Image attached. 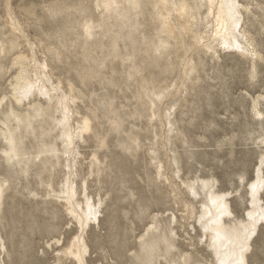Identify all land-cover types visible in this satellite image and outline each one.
<instances>
[{
  "label": "rangeland",
  "instance_id": "374dc122",
  "mask_svg": "<svg viewBox=\"0 0 264 264\" xmlns=\"http://www.w3.org/2000/svg\"><path fill=\"white\" fill-rule=\"evenodd\" d=\"M88 1L0 0V25L9 14L19 21L16 26L22 32L19 50L27 51L30 43L36 58L47 61L56 83L59 82L66 91L70 84L78 90L77 94L75 92L77 104L73 105L75 122H80L81 117L90 119L91 133L79 142L80 156L74 162L76 165L73 164L78 188L85 182L86 193L94 201H102L100 226L91 224V229L84 235L89 250L86 263L138 264L139 236L151 225L153 216L165 228L167 218L173 214L178 218L187 215L183 203L191 197L182 182L197 178L215 179L217 191L232 193L229 204L236 217L241 218L247 209L245 186L253 178V170L264 150L261 143L264 138V0H238L243 8L244 30L260 54L255 66L251 67L249 58L233 52L218 51V58L212 59L199 51L198 81L189 94H184L183 88L187 76L176 70L178 48L175 41L162 33L164 28L158 24L162 21L156 15L161 8L159 3L156 4L158 0H138L136 8L127 0H116L117 7L110 5L100 15L101 23L93 25L92 37L85 40L79 7L87 5ZM185 1L194 9L198 6L195 10L198 14L196 26L193 27L198 33L203 30L200 17L206 15V9L197 5V0ZM57 2L59 7L52 6ZM174 2L180 0H168L164 7L172 10L170 4ZM94 12L98 13V10ZM145 19L156 21L161 29L156 33L157 41L140 33L139 26ZM171 20L179 27L174 17ZM153 24H149L151 28L147 27L146 33L148 30V34H152ZM4 31L0 30V50L6 48L10 39ZM185 48L183 70L192 65L190 55L194 50L193 46ZM11 64L8 54L0 55L3 70L10 68ZM14 70L7 69L4 76L0 73V95L8 92L7 84ZM173 76V84L178 88L170 89L162 102L145 91L157 116L148 121L145 117L149 114L147 102L140 97L137 82L146 80L148 84L153 81V86L157 85L158 89L169 83ZM95 93L103 94L109 106L97 102ZM257 95H261V119L251 113L252 97ZM172 104H176L172 115L179 130L172 141L180 160L178 175L174 174L175 165L170 159L169 146L165 145V124L160 123ZM133 128L146 136L140 134L141 141L144 140L141 147L129 150L119 144L118 139L128 137ZM150 131L153 137H150ZM149 139L152 143L157 142V158L163 163L162 171L168 181L157 177L156 164L149 160ZM51 140L52 136L46 137V143ZM101 141L103 145L100 146ZM38 144L33 137L24 140L32 158L40 150ZM2 146L0 141V149ZM32 158L25 173L18 166L4 165L0 160V177L11 181L2 209L1 232L8 255L4 262L74 264L70 257L57 252L69 246L77 233L76 224L61 202L47 196L48 182L51 181L57 191L62 187L65 179L63 163L51 160L44 166ZM34 194L38 196L34 198ZM195 205L197 212L198 205ZM195 221L188 219L185 223L188 233V224L199 229ZM183 230L176 229L178 255L191 252L192 262L197 259L210 261V252L201 245L197 247L199 253L187 247L189 237ZM257 233L249 264H264V223ZM190 234L194 236L192 231ZM57 238L61 243L56 244ZM46 243H50L51 248ZM177 256L174 254L168 258L177 259Z\"/></svg>",
  "mask_w": 264,
  "mask_h": 264
},
{
  "label": "bare ground",
  "instance_id": "6f19581e",
  "mask_svg": "<svg viewBox=\"0 0 264 264\" xmlns=\"http://www.w3.org/2000/svg\"><path fill=\"white\" fill-rule=\"evenodd\" d=\"M82 1L84 2L85 0ZM127 1L133 8H136L138 5V0ZM167 1L158 0L156 2V4L159 3L158 5H161L160 9L157 7L160 11L156 13L162 20L158 24L163 26L164 30L161 31L158 25H156V21L150 22L148 19H145L142 25L139 26V31L149 40L157 41L156 33L160 30L162 33L167 34V37L169 36L175 41V46L178 48V53L176 54L178 62L175 64L178 68L176 70L181 71L188 78L183 87L185 89L184 94H189L198 81L197 65L199 63L197 64V62L200 59L199 51L203 52L204 55L211 56L212 59L214 57L218 58V51L233 52L241 57L245 56L249 58L251 67L255 66V61L259 59L260 54L255 51L251 42L252 38H249L244 30L243 8L238 0H197V5L201 4V7L206 9V15L202 18L199 16L203 30H199L198 33L193 31L198 16L195 10L198 9V6L194 9L185 0H180L179 3L174 2L170 4L172 10H169L165 8ZM113 4L116 7L118 5L116 0H90L87 5L79 7L83 22L81 28L83 27L85 40L92 37L93 25L101 23L100 15ZM52 6L59 7L60 4L57 2V4L55 3ZM95 10H98V13H95ZM171 17H174L175 23L177 22L179 27L172 22ZM7 18L0 25V30L5 29L10 39L6 42V48H2L3 50L1 49L0 53L3 56L8 54L11 57L12 64L10 68H14L15 70L14 75L7 84V88L9 87L8 92L0 95V141L3 145L2 149H0V160L4 165L13 164L18 166L21 172H24L32 158L31 153L25 148L24 140L27 137H33L39 143L38 147L40 149H38L39 151L37 150L38 152L36 151L37 154L32 158L33 161H38L39 164L44 166L51 160L56 162L62 161L65 169V179L62 187L57 191L51 185V181L48 182L46 184L49 189L47 196L63 204L66 212L76 224L77 233L73 236L67 248L56 252L58 255L62 253L68 258L70 257L74 264H87L89 250L84 235L91 229L92 225L100 226V206L102 205V201L101 199L94 201L86 193L87 185L85 182L78 188L76 184L77 175L74 174L73 164L80 156L79 142L91 133V122L87 117H81L80 122H75L76 110L73 109V105L77 104L78 97L76 94L78 90L70 84L68 86L69 90L66 91L60 86L59 82L56 83L50 73L47 61L36 58L35 49L32 48L30 43L27 44L28 49L25 51L28 54L19 50L22 46V32L16 27L19 21L12 17L11 14ZM181 19L183 23L180 22ZM151 23H154V26H152L154 28L151 29L153 32L151 31L152 34H148V32L150 33L148 30L151 28L149 26ZM146 29H148L147 33L145 32ZM192 46L194 48V50H191L193 52L190 55L192 65L188 66V69L183 70V63L186 60L184 54L187 53L185 47H189L190 49ZM10 68L7 69L9 70ZM7 69L3 70L0 67L1 75L4 76ZM113 71L115 72L114 66ZM174 78L175 76L172 77L169 83H164L165 85L163 84L164 86L158 89L156 88L157 85L153 86L152 80L148 84L146 80L144 82H137L140 97L147 102L149 114L145 115V117L148 121H152L157 116L156 110L154 112L152 110L154 104L148 100L146 92L149 91V95H152L157 101L162 102L163 99L165 100V94L169 93L170 89L177 90L178 85L173 84ZM180 83L182 84V82ZM125 90H123V94L126 93ZM94 97L100 104L109 106V102L103 94L95 93ZM260 99L261 95L252 97L251 104V113L259 119L262 117V113L259 111ZM175 107L176 104H172L167 109L165 114H163V121L161 120L160 123L165 124V145L169 146L167 148L170 151H168L169 154H171L170 159L173 165H175L174 174L178 175L180 172V160L176 152V146L173 145V139H175L179 132L172 115ZM139 112L141 114V111ZM142 133L133 128L130 135L128 137H120L118 143L129 150H136L141 147V142L143 143L144 141H141L142 135H145ZM149 133L150 137H153L151 136L153 132L151 133L150 131ZM51 136L52 140L46 143V137ZM42 138L43 141L40 140ZM48 140L50 139L48 138ZM156 143L151 142L148 143L150 147L146 146L150 153L149 160L156 164L157 177L163 181H168L169 178L162 171L164 169L163 163L157 158ZM261 143L264 144V138L261 140ZM101 145H103L102 141L100 142ZM162 146L164 145L162 144ZM263 166L264 150L260 155L259 163H257L253 170V178L245 186L248 206L241 218L236 217L231 211L229 200L233 197L232 193L217 191L214 188L216 184L215 179L197 178L182 182L191 197V200L183 203L185 210H187L185 213L187 215L182 214L178 218L173 214V216L167 218L168 226L165 228L161 227V221L153 216L151 225L145 229L144 234L139 236L138 253L140 255L138 253L136 255L138 264H159L161 261L164 264H249L248 258L253 253L252 245L258 235L257 230L264 223V203L262 202L264 195ZM10 188L11 181L0 177V264H5V257L8 256L1 228L3 226L2 209ZM34 196L37 197L38 194H34ZM195 204L198 205L199 211L197 212ZM188 219L196 220L198 223V230L193 224L187 225L190 231L194 233V236L190 234V231L188 233L185 229V223L188 222ZM178 227L184 229L183 233L189 237V242L186 243L187 247H191L194 253H199L197 247L201 245V247L210 252V261L197 259L192 262L193 253L191 252H181L178 255L179 235L176 231ZM55 242L56 244L61 243L60 238L55 239ZM46 246L51 248L50 243H46ZM174 254L175 256L178 255L177 259L168 258L172 255L174 256Z\"/></svg>",
  "mask_w": 264,
  "mask_h": 264
}]
</instances>
